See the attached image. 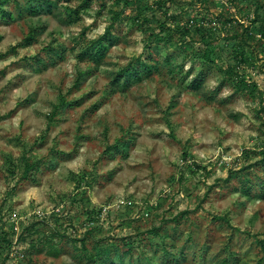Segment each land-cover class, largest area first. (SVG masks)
Listing matches in <instances>:
<instances>
[{
  "label": "rangeland",
  "instance_id": "374dc122",
  "mask_svg": "<svg viewBox=\"0 0 264 264\" xmlns=\"http://www.w3.org/2000/svg\"><path fill=\"white\" fill-rule=\"evenodd\" d=\"M26 1H0V264H264V0ZM153 13L212 39L125 87L174 50L145 47Z\"/></svg>",
  "mask_w": 264,
  "mask_h": 264
},
{
  "label": "trees",
  "instance_id": "16d2710c",
  "mask_svg": "<svg viewBox=\"0 0 264 264\" xmlns=\"http://www.w3.org/2000/svg\"><path fill=\"white\" fill-rule=\"evenodd\" d=\"M43 3H44V0H27L26 8L27 10H30L32 13H39L43 10ZM19 9H20L21 16H24L27 14V11L24 9V7L19 5ZM72 12L76 14L79 12V9L72 10ZM0 13H2L3 17L10 16L11 18H14V13L12 11H4V9H0ZM154 20L157 23V25L152 27L151 24L153 23ZM146 21L148 22L149 28H152V29H150L149 31L145 30L146 33L148 34L145 47L149 48L152 43L156 42L158 43V46H162L165 49L173 48L175 52L174 50H172L171 54L168 53L169 55L167 56V59H164V61L162 62L163 65H160V66L156 65V62L152 58V55H151V57H148L146 61L147 64L145 63V65L142 68L133 67V68L122 69L117 74L115 80H117L119 83L123 82L125 87L128 85H131L132 83L141 82L143 80L144 75L153 76L154 74H158L160 68L162 69L167 68L168 70L173 71V66L171 65L170 61H172L171 59L173 57L184 56L183 53L185 52L184 50L185 47L183 46L185 44L184 43L185 38L190 37V40H192L193 42H195L196 40L201 42V40L204 41V39H209V40L212 39V35L210 34L211 31L205 30L204 27L202 26L196 27L193 25V26L183 27V26L177 25L171 28V27H168L166 24L162 25L159 22H157L156 15L154 13L151 15L150 19L146 16ZM172 21L176 24L179 22L176 17L172 18ZM35 32H36V29L32 28L29 34L27 35V37L24 38V41L25 42L33 41ZM201 32H203V35H201V37L197 39V36H199ZM108 37L110 38L108 39ZM176 39L180 40L181 43L174 44ZM119 40H120L119 36H117L116 34L113 35V33L111 32V26H108L104 35H102L96 41L88 43L89 45H87L86 50L82 51L79 54L80 56L79 59H83L85 57H90V56H93L95 58H103L108 53L109 48L111 47L112 43L118 42ZM242 42L244 43L245 40L243 39ZM208 50L209 51H204V53L201 54L200 59L206 60V59H211L216 56V49L210 48ZM4 56H5V53H0V58ZM91 72L93 73V71L91 70L89 71L79 70L78 76L74 82L73 87L75 88L79 87L81 85L80 84L81 81L85 77L89 76ZM173 77H171L172 80H173ZM201 79H204V73H203L202 68H201V71L196 76L195 84L199 85V83L201 82ZM229 82L233 83V85L235 86L234 92H240V93H242L243 91L246 92L247 89L242 88L244 83H242L241 81H237L231 76ZM63 100H64V103H62L61 105H58L54 109L55 111L52 113V117L55 114H57L58 110L63 106V104H66V105L68 104L65 99ZM102 100L103 99L99 100L96 104H93L92 109H91L93 110V112L96 111V109H98L99 106L103 102H105ZM35 167H37L36 164L32 162H26L24 166V173L29 174V172L33 170ZM87 232L89 234H92V229L91 231L89 230ZM51 252H53L55 255L60 254L59 249H55V251H51Z\"/></svg>",
  "mask_w": 264,
  "mask_h": 264
}]
</instances>
